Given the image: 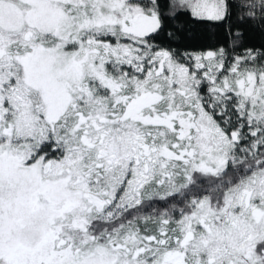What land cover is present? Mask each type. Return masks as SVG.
I'll use <instances>...</instances> for the list:
<instances>
[{"label": "snow or ice", "instance_id": "snow-or-ice-1", "mask_svg": "<svg viewBox=\"0 0 264 264\" xmlns=\"http://www.w3.org/2000/svg\"><path fill=\"white\" fill-rule=\"evenodd\" d=\"M0 264H264V0H0Z\"/></svg>", "mask_w": 264, "mask_h": 264}, {"label": "trees", "instance_id": "trees-1", "mask_svg": "<svg viewBox=\"0 0 264 264\" xmlns=\"http://www.w3.org/2000/svg\"><path fill=\"white\" fill-rule=\"evenodd\" d=\"M260 37H259V35H252L251 36V40H252V42H254V43H259L260 42Z\"/></svg>", "mask_w": 264, "mask_h": 264}]
</instances>
